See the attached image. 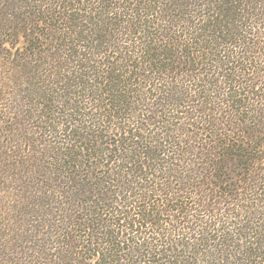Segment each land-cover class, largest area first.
<instances>
[{"label": "trees", "instance_id": "trees-1", "mask_svg": "<svg viewBox=\"0 0 264 264\" xmlns=\"http://www.w3.org/2000/svg\"><path fill=\"white\" fill-rule=\"evenodd\" d=\"M36 1L0 0L54 50L9 107L54 143L18 264H264V0Z\"/></svg>", "mask_w": 264, "mask_h": 264}, {"label": "rangeland", "instance_id": "rangeland-1", "mask_svg": "<svg viewBox=\"0 0 264 264\" xmlns=\"http://www.w3.org/2000/svg\"><path fill=\"white\" fill-rule=\"evenodd\" d=\"M5 1L7 9L13 10L12 12L15 15H20L23 12L27 13V11L32 12V10L37 11L39 4L36 0H27V4L30 3L33 8L24 9L27 5L26 0L21 2H15V0ZM6 22L8 23L7 20ZM10 26H16V24L10 23L5 26L3 22L0 24V89L2 88L4 92L2 95L0 94V206L2 205L0 209L4 206V209H2L4 213L0 214V264H18L17 259L19 256L17 257L15 253L18 250L11 252L5 249L10 247L8 240L12 237L16 239L17 235L18 237L23 235L30 238L29 235L33 234L31 232L36 228L29 225L36 218V216L30 214L37 213V206L34 205L35 198L32 199V195L37 196L39 190V186L36 184L37 181L34 179L36 177L34 169L44 163L42 160L49 161L45 147L48 148L54 144L51 140L53 138H49V136L42 133V129L37 128V125H39L37 119L29 118L26 122L20 121L27 124V129H25L23 125L17 124V116L10 115L15 103L20 106L22 104L23 109L27 108L28 110L29 105L26 104L27 101L23 98L29 93L37 92V54L53 52L54 50L50 49L51 41L48 37L37 36V28H41V23L38 27L36 24L34 30L29 31L26 36L24 34L12 35L13 32L6 30ZM115 40H107L108 45L111 46ZM107 42L103 43V46H99L105 47ZM132 43L133 45L136 44ZM120 45L123 46L124 43H120ZM129 45L127 44V46ZM34 47L37 49H34ZM129 50L130 52H136L134 48ZM100 51L97 54L98 56L103 54L117 55L120 52H125L122 48L115 51L112 47L107 50L101 48ZM31 98L32 102H35L36 99L34 100V98L36 97ZM55 141H59V139L56 138ZM15 154L17 157H14ZM9 166L14 169L13 172L8 169ZM16 168H19L20 172L19 170L16 171ZM29 169H32L30 174L27 172ZM24 182L34 185L37 189H31ZM53 208L55 209V207ZM39 217L37 216V221H39ZM202 219L209 221L207 216ZM32 243L33 240L24 243V252H28L27 247L28 245L31 246ZM22 262L31 263L28 257L22 258Z\"/></svg>", "mask_w": 264, "mask_h": 264}]
</instances>
